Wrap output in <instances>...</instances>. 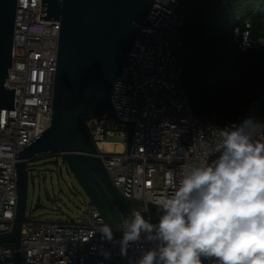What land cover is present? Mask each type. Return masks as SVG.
<instances>
[{
    "label": "built area",
    "instance_id": "obj_1",
    "mask_svg": "<svg viewBox=\"0 0 264 264\" xmlns=\"http://www.w3.org/2000/svg\"><path fill=\"white\" fill-rule=\"evenodd\" d=\"M183 1L156 0L147 17L152 24L140 28L114 86V114L108 111L83 120L113 185L124 198L142 206L148 203V208H157L149 198L171 195L187 166L205 164V153L210 154L207 162L216 158L214 147L222 128L248 117L264 123L258 104L225 126L214 116L201 120L194 114L179 62ZM41 8L42 0H18L12 67L6 79V88L15 89L14 110H0V235L12 232L16 216L17 154L52 121L60 23L40 20ZM250 28L246 22L245 28L234 30V42L242 52L264 49V34L254 37ZM128 124L134 125L130 147ZM114 138L123 143L111 141ZM106 143L115 149H102ZM103 224L93 206L83 221L29 219L22 225L19 251L0 244V264H15L17 252L20 264H109L102 254L108 251V241L99 232ZM151 247L147 242L131 244L126 257L119 251V264L138 260Z\"/></svg>",
    "mask_w": 264,
    "mask_h": 264
},
{
    "label": "water",
    "instance_id": "obj_2",
    "mask_svg": "<svg viewBox=\"0 0 264 264\" xmlns=\"http://www.w3.org/2000/svg\"><path fill=\"white\" fill-rule=\"evenodd\" d=\"M156 0H42V21L60 23L57 68L50 127L17 154V209L13 230L0 235V244L21 249L22 225L28 222L29 173L34 160L59 156L66 163L90 204L116 230L139 203L129 201L113 185L83 120L110 111L112 92L133 44ZM18 0H0V110H14L15 89L6 88L12 52ZM130 127L129 147L134 125ZM58 164V162H56ZM142 213L157 224L162 212L154 207ZM120 246L108 242L109 264H119ZM20 252L15 264H20ZM207 264V260L203 261Z\"/></svg>",
    "mask_w": 264,
    "mask_h": 264
},
{
    "label": "clouds",
    "instance_id": "obj_3",
    "mask_svg": "<svg viewBox=\"0 0 264 264\" xmlns=\"http://www.w3.org/2000/svg\"><path fill=\"white\" fill-rule=\"evenodd\" d=\"M215 159L189 165L169 196L149 198L162 212L157 224L133 208L116 230L100 228L101 239L118 243L127 256L131 244L147 242L129 264H264V123L248 117L218 132ZM105 258L110 252L102 253Z\"/></svg>",
    "mask_w": 264,
    "mask_h": 264
},
{
    "label": "trees",
    "instance_id": "obj_4",
    "mask_svg": "<svg viewBox=\"0 0 264 264\" xmlns=\"http://www.w3.org/2000/svg\"><path fill=\"white\" fill-rule=\"evenodd\" d=\"M179 59L194 114L220 126L258 104L264 120V49L240 51L234 30L264 34V0H184Z\"/></svg>",
    "mask_w": 264,
    "mask_h": 264
},
{
    "label": "rangeland",
    "instance_id": "obj_5",
    "mask_svg": "<svg viewBox=\"0 0 264 264\" xmlns=\"http://www.w3.org/2000/svg\"><path fill=\"white\" fill-rule=\"evenodd\" d=\"M111 141L123 143L120 138ZM28 168L36 175L28 185L25 211L28 219L49 222L84 220L92 205L61 157L40 158L31 162Z\"/></svg>",
    "mask_w": 264,
    "mask_h": 264
},
{
    "label": "bare ground",
    "instance_id": "obj_6",
    "mask_svg": "<svg viewBox=\"0 0 264 264\" xmlns=\"http://www.w3.org/2000/svg\"><path fill=\"white\" fill-rule=\"evenodd\" d=\"M101 148H102V149H105V150H107V151H111V150L115 149L111 144H108V143L103 144V145L101 146ZM117 149L121 151V147H118Z\"/></svg>",
    "mask_w": 264,
    "mask_h": 264
}]
</instances>
